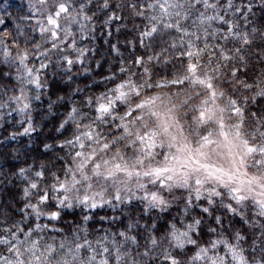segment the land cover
I'll list each match as a JSON object with an SVG mask.
<instances>
[{
    "label": "snow or ice",
    "instance_id": "obj_1",
    "mask_svg": "<svg viewBox=\"0 0 264 264\" xmlns=\"http://www.w3.org/2000/svg\"><path fill=\"white\" fill-rule=\"evenodd\" d=\"M40 4L44 6L47 25L41 24L39 31L50 32L52 41L58 39L61 30L65 32V40L73 36L69 28L61 29V19L69 26L79 24L81 31L92 19L85 14L88 7L85 0H52L51 5L47 0H40ZM109 6V0L101 5ZM252 8L251 0L248 3L244 0L239 3L237 0H149L141 4L134 14L147 19L150 25L140 33L141 46L144 38L153 39L158 32L179 33L181 49L187 38V50L180 52L188 60L186 74L152 84L143 77L137 82L135 72L116 82L118 77L114 73L104 78L112 82V87L85 101L89 111L70 107L57 129L69 123L74 125L72 137L57 145L59 149L70 150L71 160L63 169L64 179L51 172L52 182L46 183L43 165L33 173L36 179L27 175L31 166L18 170L26 181L21 197L25 203L19 209L20 220L0 228V264H264V104L260 103L264 100V67L255 73L251 82L246 75L252 57L264 64V32L256 27L248 30ZM241 12L244 15L237 18ZM113 19L120 17L114 12L107 20ZM257 34L262 43L252 51ZM74 45L75 41L68 47L75 50ZM12 46L17 48L15 55L0 37V63L15 65V78L21 83L20 94L9 100L18 105L16 111L24 112L30 108L32 98L25 93L23 85H32L36 90L42 88L40 75L48 65L42 62L39 68L29 67L28 49H21L16 38L12 39ZM33 47L37 56L49 51L40 53L39 44ZM51 47L57 49L58 44L53 42ZM169 47L175 49L176 42ZM85 51L79 52L77 62ZM113 51L118 54L115 45ZM163 51L166 49L162 48ZM159 55L148 56L147 60L136 56L129 63L142 68L150 78L149 65ZM62 59L70 69L74 61L68 56ZM129 71V67L119 69L121 75ZM185 83L189 89L185 90L184 99H179L180 93H164L163 99L160 95H143L145 89ZM190 89L194 91L187 94ZM201 95L204 98L198 104L191 103ZM34 99L39 100V95ZM157 101H160L159 107ZM27 120L28 126L21 134L33 130L30 115ZM50 147L44 145L45 149ZM157 147H166L169 151L162 153L163 161L145 167V159H154L157 153L153 150ZM128 149H132L136 164L112 163L124 161L123 153ZM109 152L111 157L105 159L104 155ZM221 159L227 160V168L217 162ZM133 179L135 184L130 186ZM41 183L45 184L43 188ZM94 187H100V191H93ZM109 187L112 192L104 199ZM176 189L186 193L180 219L176 221L173 217L159 237L155 235V223L142 226L147 233L142 234L143 245L137 235L130 234L138 221L112 234L111 240L106 232L95 243L86 238V229L79 227L73 232L76 239L71 244L62 242L59 248L41 243L44 237L38 235L49 230L60 231L55 226L49 229V224L39 223L41 218L49 223L59 222L65 210L76 208L82 213L105 205L116 210L139 200L144 216L153 211L165 213L173 205L174 200L169 197ZM205 200L206 206H202ZM218 202L227 215L239 217L241 226L254 232L250 242L242 227H234L231 221L225 225L224 216L215 214ZM196 208L199 213L194 214ZM89 219L88 215H82L84 222ZM80 231L85 232L82 242ZM117 235L121 238L119 242Z\"/></svg>",
    "mask_w": 264,
    "mask_h": 264
},
{
    "label": "trees",
    "instance_id": "obj_2",
    "mask_svg": "<svg viewBox=\"0 0 264 264\" xmlns=\"http://www.w3.org/2000/svg\"><path fill=\"white\" fill-rule=\"evenodd\" d=\"M85 2L88 3L85 14L92 18L91 22L86 23L83 31H81L79 24H72L67 27L73 33L72 37L65 40V32L61 30L58 33V39L52 41L50 33H40L41 15L35 12L29 0H0V20L4 21L0 24V37H3L4 43L9 45L12 55L17 52V48L12 46V39L16 38L20 48H27L30 53L27 61L29 67L39 68L42 62L48 65L40 75L41 83L44 85L42 88L36 90L32 85H23L25 93L32 99H30V108L20 112L15 110L18 107L17 104L9 100V97L17 93V88L21 87V83L15 78L16 67L15 65L6 66L0 63V228L10 226L13 222L20 220L22 216L19 209L25 203L21 197L26 181L18 174L20 168L29 169L31 166L27 175L36 179L33 173L40 170L41 165H43L46 169L45 182L48 184L52 182L51 172H56L61 179H64L63 169L71 160L70 150L67 147L59 149L57 145L60 141L72 137L74 125L69 123L65 125V128L59 131L57 129L60 128V124L70 107L76 106L81 108V111H89L84 106L87 98L99 95L113 86L112 82L104 79L105 77L115 73L118 77L116 82H119V79H124L135 72L134 79L137 82H140L141 77H143L149 83L155 84L162 79L170 80L175 75L186 74L184 69L188 60L186 57H181L180 52L187 50V38L184 41V49H181L179 33L173 31L163 34L158 32L153 39L144 38V46H141L140 33L150 25L147 19L135 15L134 12L140 9L141 4H146L149 0H109L110 6L108 8L101 7L104 0H90V2L85 0ZM248 2L249 0H244V3ZM251 3L253 8L248 15V19L251 21L248 30L251 31L252 27H256L264 32V3L261 0H251ZM118 5L119 7H117ZM132 5L136 6L135 9L131 7ZM75 7H79L78 2ZM114 12L120 19L108 21L107 18ZM243 15L244 13L241 12L237 14V18ZM240 25L242 28L244 27L242 19ZM21 33L23 34L21 35ZM60 41L63 43H59ZM73 41H75V50L68 47V45L73 44ZM173 41L177 44L175 49L169 47ZM53 42L58 44L57 49H52ZM261 43L257 34L251 50L255 51L256 45ZM36 44L40 45L38 50L40 53H44L45 49H48L47 54L37 56L33 47ZM113 45L118 49V54L113 51ZM199 46L202 47L203 44L201 43ZM162 48L166 51L161 52ZM81 50L86 51L81 60L77 62L76 58ZM156 53H160V55L158 59L154 58L149 65L151 69L150 78L143 73L142 68L138 69L129 63L136 56H142L147 60L148 56L155 57ZM63 56H68L74 61L70 69L62 59ZM207 58L205 56L204 60ZM122 66L129 67L130 71L121 75L119 69ZM261 67H264V64L257 63L252 57L249 71L246 74L249 82L255 78V73ZM5 72L9 75L5 76ZM4 78L8 79L9 83ZM241 78H244V74H241ZM6 82L8 85H4ZM10 83L14 85L12 86ZM225 87L230 88L228 85ZM186 89H189L188 83L169 85L163 89L153 87L145 89L143 95H160L163 99L164 93H180L179 99H184ZM192 91L194 90L190 89L187 94H191ZM37 95L40 97L39 100L34 99ZM58 97L63 99H58ZM203 98L201 95L191 103L198 104ZM260 103L264 104V100H261ZM27 115L31 116L33 130L28 134H21L23 129L28 126ZM190 118L191 113L189 114ZM45 144L51 147L45 149ZM123 154L125 156L124 161L127 163H131L135 159L132 149H128ZM111 155L112 153L109 152L104 155V158ZM40 186L43 188L45 184L41 183ZM185 196L186 193L183 190L176 189L169 197L174 202L167 212L153 211L148 216L143 215L142 204L139 200H133L131 204L122 205L116 210H113L110 205L84 213L79 208L65 210L59 222L49 223L43 218L39 221L41 224H49V229L55 226L60 231L52 232L49 230L38 233V235L44 237L41 243L54 244L59 248L62 242L71 244L76 239L73 232L79 227L86 229V238L95 243L97 238L103 237L106 232L109 240H111L112 234L124 231L129 223L138 221V225L130 234L137 235L141 245H143L145 242L143 235L147 233L142 226L148 225L150 227L155 223V235L159 237L165 231L167 224L173 221V217L176 218V221L180 219V209L183 208ZM33 202H35L34 197ZM201 204L206 206V200L202 201ZM197 213H199V208L194 209V214ZM215 214L224 216L225 225L231 221L234 227H242L240 218L227 215L226 210L220 208L219 202ZM82 215H88L90 219L84 222ZM247 215L251 217V211H248ZM101 217L106 219L101 220ZM114 217L115 219H113ZM187 222L185 220V223ZM33 223H35L34 218ZM206 223H210V221H206ZM242 231L248 234L250 242L254 232L247 226L242 227ZM78 235L81 237L80 242H82L85 238V232L80 231ZM204 238L207 239V236ZM120 239L117 235V242Z\"/></svg>",
    "mask_w": 264,
    "mask_h": 264
},
{
    "label": "rangeland",
    "instance_id": "obj_3",
    "mask_svg": "<svg viewBox=\"0 0 264 264\" xmlns=\"http://www.w3.org/2000/svg\"><path fill=\"white\" fill-rule=\"evenodd\" d=\"M31 3H32V5H33V8H34V10H35V12H37L39 15H41V21H42V24L43 25H47V21H46V19H45V15H46V12H45V10H44V6H42L41 4H40V0H29ZM47 3H48V5H51V3H52V0H47ZM60 25H61V29H64V28H67L69 25L66 23V22H64V20L63 19H61L60 20ZM48 27H51V26H48ZM46 33V32H45ZM48 33H50V32H48ZM51 34V33H50ZM65 37V36H64ZM1 76H4V75H2L1 74ZM4 80H6L8 83H9V80L8 79H5L4 78ZM6 82V84H4V85H8V83ZM10 85H14V84H11L10 83ZM0 87H1V82H0ZM3 88H5V87H3ZM20 88L18 87L17 88V93L14 95V96H17V95H19L20 94ZM14 102V101H13ZM15 103V102H14ZM16 105V104H15ZM18 106V105H17ZM157 106L159 107L160 106V101H157ZM162 110V109H161ZM155 153H157V155L155 156V158L154 159H151V160H149V159H145V161H144V165H145V167H147V166H149V165H152V166H155L157 163H159V162H161V161H163V152H167V151H169L166 147L164 148V149H161V148H159V147H157L156 149H154L153 150ZM174 151V150H173ZM111 156H108V157H106L105 159H109ZM219 164H222L225 168H227L229 165H228V163H227V160L226 159H221V160H219V161H217ZM112 163H127V162H125V161H119V160H117V161H113ZM127 164H129V165H134V164H136V160L134 159L133 160V162H131V163H127ZM249 171L251 172V171H254V170H252V169H249ZM121 175V177L123 176V174H120ZM241 178H243V177H241ZM135 184V179H133L131 182H130V186L131 185H134ZM101 186H103V187H108L107 185H101ZM158 187V186H157ZM93 191H100V187H94V189H93ZM175 191V190H174ZM173 191V192H174ZM112 192V189L109 187L108 188V193H106L105 194V196H104V199H108V194L109 193H111ZM81 194H83V192H81ZM89 194H91V193H89ZM99 198H97V200H98Z\"/></svg>",
    "mask_w": 264,
    "mask_h": 264
}]
</instances>
